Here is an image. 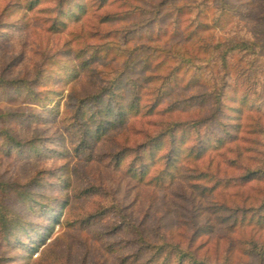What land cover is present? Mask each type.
<instances>
[{
  "label": "trees",
  "instance_id": "obj_1",
  "mask_svg": "<svg viewBox=\"0 0 264 264\" xmlns=\"http://www.w3.org/2000/svg\"><path fill=\"white\" fill-rule=\"evenodd\" d=\"M5 48L0 264H264V0H0Z\"/></svg>",
  "mask_w": 264,
  "mask_h": 264
},
{
  "label": "rangeland",
  "instance_id": "obj_2",
  "mask_svg": "<svg viewBox=\"0 0 264 264\" xmlns=\"http://www.w3.org/2000/svg\"><path fill=\"white\" fill-rule=\"evenodd\" d=\"M10 53V50L8 48L5 49H0V56L4 55V56H8ZM0 61H1V57H0ZM27 172H29V170L25 167H21L20 168V173L21 174H26Z\"/></svg>",
  "mask_w": 264,
  "mask_h": 264
}]
</instances>
